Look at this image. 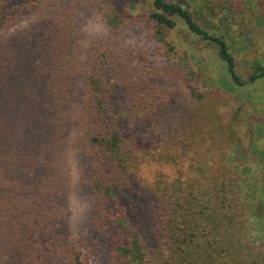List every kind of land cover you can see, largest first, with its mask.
Instances as JSON below:
<instances>
[{"label": "trees", "instance_id": "trees-1", "mask_svg": "<svg viewBox=\"0 0 264 264\" xmlns=\"http://www.w3.org/2000/svg\"><path fill=\"white\" fill-rule=\"evenodd\" d=\"M95 1L89 7L102 15L111 35L107 40H114L118 51H123L122 35L129 21ZM145 1L152 10L144 25L167 52L175 47L169 39V30L180 21L189 33L215 47L230 83L241 87L264 81V67L257 61L252 63L247 79H241L224 36L210 32L207 23L203 24L183 3ZM51 14L38 26L32 25L47 43L44 53L25 55L15 49H5L4 45H10L13 40L0 42V209L7 212L0 213V264H88L82 250L83 241L81 238L70 240L66 226V157L60 148L64 147L69 126L75 133V144L88 161L89 238L96 245L103 242L108 250L107 264H264V236L258 245H251L245 239L246 221L258 212L244 194L248 186L253 191L252 197L255 196L254 182L225 165L215 170L206 160L200 166L204 167L202 171L206 175L203 176L191 173L189 165L178 167L173 177L160 168L152 174L147 166L142 167L130 136L121 130L120 115L105 96L101 74L94 66L84 71L75 66L77 47L69 36L70 28L61 21L73 19L72 12L61 10ZM5 19L1 14L0 28L4 27ZM68 24L71 26V22ZM124 49V55L114 51L115 55H110L112 60L117 65L126 63V78L137 97L136 102L143 99L154 102L155 107L147 113L159 118L161 104L150 95L137 92L140 84L152 76L141 53L129 47ZM188 74L184 82L190 96L196 103H202L203 95L192 82L194 74ZM27 81L33 88L31 97L25 96L28 92H18V84ZM152 83L158 84L155 78ZM76 88L79 92L74 98L72 92ZM39 97L43 108L49 105L48 115L33 142L19 147L16 144L19 138L11 135V111L18 112L20 102L27 99L37 102ZM198 109L202 107L188 105L181 117L182 124L191 125ZM202 110L205 114L198 115L200 124L193 132L182 133L187 146L194 152L203 150L201 158H208L213 145L215 153L210 157H222L225 147L222 135L217 139L212 136L222 128L221 119L215 113H212L215 119L209 118V110L204 107ZM187 113L190 117L186 119ZM209 122L214 129L207 131ZM18 133L29 136L23 124ZM181 156L175 153L174 158ZM16 168L22 170L19 180L24 181L31 180L39 169L45 168L46 174L49 171L48 180L40 187L38 184L40 193L48 200L35 219L27 216V201L14 199L9 203V189L12 186H16L15 192L20 189L14 179ZM138 212L145 216L146 223L142 219L139 224L133 222L131 214ZM30 219L34 222L28 231Z\"/></svg>", "mask_w": 264, "mask_h": 264}, {"label": "rangeland", "instance_id": "rangeland-1", "mask_svg": "<svg viewBox=\"0 0 264 264\" xmlns=\"http://www.w3.org/2000/svg\"><path fill=\"white\" fill-rule=\"evenodd\" d=\"M98 1L103 7L112 8L121 19L129 21L122 35L123 43H119L141 53L152 76L151 80L140 84L137 92L140 95L142 92L148 94L161 104L163 110L159 113L160 119L147 113L155 107L154 102L150 103L149 99L136 102L137 97L131 92L129 79L126 78V63L117 65L112 60L110 55H115L114 51H118V48L114 45V40L109 42L106 38L111 35L102 15L89 7L90 3H97L95 0H0V15L6 17L4 27L0 28V42L13 40L10 45H4L5 49H15L25 55L34 53L33 56H37L41 51L44 53L47 43L42 39V34L35 30L37 27L33 28L32 25L38 26L51 13L61 10L64 13L67 10L72 12L73 19L61 21L67 24L66 28H70L69 36L74 39L77 47L75 66L83 71L94 66L101 74L105 96L117 115H120L121 130L130 136L139 164L147 166L152 174L154 169L160 168L170 177L175 176L178 167L187 165L191 173L206 175L202 171L204 167H200L205 160L209 165L213 164L215 170L225 165L243 173L248 181L254 182L253 189L256 193V197H252L253 191L246 186L245 197L258 210L256 216H251L246 221L245 239L251 245H258L264 236V181L260 179L264 178V81L241 87L230 83L225 64L215 47L189 33L180 21H177L175 28L169 30V39L175 47L172 52H167L163 45L151 37L149 27L144 25L152 10L145 0ZM177 1L188 7L203 24L207 23L210 32L224 36L235 57L236 70L241 79H247L254 61L264 67V0ZM124 47L118 53L124 55ZM188 72L194 74L192 82L203 95L202 103H196L190 96L184 82ZM154 78L158 84L152 83ZM18 85V92L30 93L25 96L31 97L34 94L28 81ZM78 92V88L74 89L72 96L75 98ZM42 101L40 97L37 102L35 99H27L19 103L18 112L10 110L11 135L19 138L16 143L19 147L33 142L36 131L40 130L42 121L47 117L49 105L43 108ZM188 105L200 106L202 109L204 107L211 113L209 118L215 119L212 114L215 113L221 119L222 128L212 136L217 139L222 135L225 146L222 157H210L215 153L213 145L207 153L208 158H201L203 150L197 149L194 152L187 146L188 141L182 133L193 132L200 124L198 115L205 114L202 109H198L196 120L191 125L182 124L181 119L184 118L181 117H184V109ZM189 117L190 114L187 113L185 118ZM22 124L28 137H22L18 133ZM212 129L214 127L209 122L207 131ZM55 143L52 142V145ZM63 146L60 150L66 157L65 207L68 237L70 240L81 238L83 254L88 264H107L108 250L103 242L96 245L94 239L89 238L88 161L75 144V133L70 126ZM196 147L199 148L198 145ZM175 153L182 156L174 158ZM45 171V168L39 169L31 180L26 181L19 180V175L23 173L20 168L13 171L20 189L19 192H15L16 186L9 189V203L14 199L27 201V216H32L33 219L38 217V211L42 210L40 208L48 200L39 189L48 180L46 176L49 171L47 174ZM142 174L144 175L143 170ZM0 213L5 215L7 212L0 209ZM131 215L133 222L139 224L142 219L146 223L141 212ZM33 219H30L28 231L33 227ZM148 244L153 245L152 240H148Z\"/></svg>", "mask_w": 264, "mask_h": 264}]
</instances>
